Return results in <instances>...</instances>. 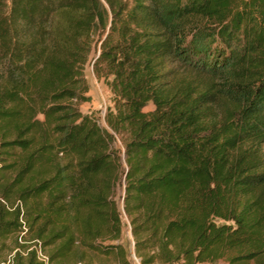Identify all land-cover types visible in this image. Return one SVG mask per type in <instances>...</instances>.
Wrapping results in <instances>:
<instances>
[{"label":"trees","instance_id":"1","mask_svg":"<svg viewBox=\"0 0 264 264\" xmlns=\"http://www.w3.org/2000/svg\"><path fill=\"white\" fill-rule=\"evenodd\" d=\"M126 225L139 264H264V0H0V250L133 264Z\"/></svg>","mask_w":264,"mask_h":264},{"label":"rangeland","instance_id":"2","mask_svg":"<svg viewBox=\"0 0 264 264\" xmlns=\"http://www.w3.org/2000/svg\"><path fill=\"white\" fill-rule=\"evenodd\" d=\"M96 57L94 54L92 56V61L85 68V75L87 82L89 84V100L85 103H82L80 109L83 114L94 115L99 124L102 127H107L105 122V115L107 113L108 108L113 106L112 104V94L107 86V84L103 80H99L93 71V59ZM152 106L148 107L147 110H151ZM124 192L122 189H118L116 193V200L119 204V208L123 213V205L121 201V197ZM124 222L127 224L128 220L124 217ZM122 242L127 245L130 254L132 256L133 264H139V261L135 258L134 252V242L133 236L131 234L130 228L126 225L123 231ZM14 243L10 240L8 242V247L6 249L0 250V264H11V261L16 252L13 249ZM217 264H227L226 262H219Z\"/></svg>","mask_w":264,"mask_h":264},{"label":"built area","instance_id":"3","mask_svg":"<svg viewBox=\"0 0 264 264\" xmlns=\"http://www.w3.org/2000/svg\"><path fill=\"white\" fill-rule=\"evenodd\" d=\"M37 254L40 261L44 262L45 264H48V258L41 249H37Z\"/></svg>","mask_w":264,"mask_h":264}]
</instances>
